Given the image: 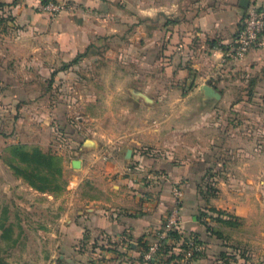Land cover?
Instances as JSON below:
<instances>
[{
	"label": "crops",
	"instance_id": "crops-1",
	"mask_svg": "<svg viewBox=\"0 0 264 264\" xmlns=\"http://www.w3.org/2000/svg\"><path fill=\"white\" fill-rule=\"evenodd\" d=\"M72 1L73 6L52 21L37 23L32 15L30 22L23 23L26 29L42 33L33 56L14 54L20 45L5 35L9 49L4 60L10 61L2 70L18 76L12 68L14 60L33 63L35 75L54 70L53 65L73 60L93 37L115 30L110 13L104 25L92 23V14L100 8H84L85 0ZM241 1L140 0V30L149 19L156 25L155 83L148 72L134 75L135 85L117 81L113 94L127 90L129 100L121 104L114 98L109 108L123 113H114L107 128L98 124V134L75 135L81 166L58 199L51 194L53 201L45 203L49 206L41 231L48 245L47 264H141V255L174 204L176 184L185 191L178 233L200 236L207 245L205 254L189 260L190 264H209L217 252L206 225L212 223V207L224 210V218L227 213L238 217L235 228L221 224V242L226 244L220 246L218 264H227L233 252V264H264V111L257 114L264 107V49L253 48L244 59L221 65L224 45L240 29L247 10ZM252 1L264 6V0H248ZM9 7L16 14L23 10L15 3ZM41 45L51 49L39 52ZM59 69L62 75L67 71ZM231 73L251 76V85L239 89L243 94L250 90L253 98L251 103L241 98L230 107L253 111L250 118L237 119L235 124L222 114L229 106L212 102L205 89L211 85L222 95L219 87L225 74ZM198 95L203 101L196 100ZM61 103L58 109L64 110ZM158 110L170 114L156 119L153 111ZM216 110L219 116L213 117ZM184 111L187 118H181ZM67 116L55 115L62 122ZM36 143L45 148L44 141ZM209 174L217 180L218 197L201 192ZM232 237L241 247L227 245Z\"/></svg>",
	"mask_w": 264,
	"mask_h": 264
},
{
	"label": "rangeland",
	"instance_id": "rangeland-1",
	"mask_svg": "<svg viewBox=\"0 0 264 264\" xmlns=\"http://www.w3.org/2000/svg\"><path fill=\"white\" fill-rule=\"evenodd\" d=\"M45 1L48 0H0V17L2 18H0V255L9 264H47L49 254L45 249L48 245L45 244L41 231L46 215L45 208L49 206L45 203L48 199H52L49 196L51 194L58 199L57 197L69 182L68 178L79 168L72 163V160L78 157L75 135L80 134L84 137L98 134L100 130L98 124L107 128L109 118L114 113L116 115L123 113V110H110L109 108L111 103L113 107L114 98L121 104L127 98L129 100L127 90L124 92L122 90L120 94H113L117 81H125L126 85H135L134 80L138 78L134 75H139V72H148L152 76L149 80H152L154 84L155 73L159 69L156 66L158 47L155 21L149 19L144 23L143 30H140V0H93L96 4H89V0H85L82 5L84 8L92 5L100 8L99 13L92 14V23L98 21L104 25L108 17L107 13H110V18L115 22V30H105L104 34L93 37L88 46L78 51L76 55L80 54L78 60L66 62L69 65L63 62L57 63L52 67L54 70L37 72L38 75H35L33 63L22 60L16 63L14 60L12 68H15L14 72L18 76H13L10 71H3L4 65L9 66L10 61V59L6 62L4 60L7 58L4 53L9 49L7 42L4 41L5 35L13 37V42L20 45L19 52L13 51L14 54L33 56L35 54L34 45L41 41L42 33L38 30L34 33L26 29L23 23L30 22L32 15L37 23L52 21L74 4L72 0H63L66 8L52 15L43 8L47 3ZM9 3L22 6V12L16 14L13 8L9 7ZM49 49L51 47L44 48L41 45L39 52ZM8 53L11 54L12 51ZM59 67L61 70H67L64 71V75L59 73ZM125 74L129 77L126 78ZM225 75L222 87H219L223 94L219 98L212 96L211 101L229 106L228 109L222 111V114L224 113V117L231 124H235L237 119L250 118L253 112L249 110L244 113L230 108L234 107L236 102L241 101V98L248 103L252 102L251 91L247 90V93L243 94L239 89V87L251 85V76L242 77L241 74L235 73ZM149 93L151 94L152 91L149 90ZM15 99L18 101L15 102ZM196 100L203 101L202 97L199 99V95ZM59 101L63 103L61 107L65 105L64 110L58 109ZM263 109L262 104L257 114H262ZM59 112L61 115H68L64 118V122H62L63 119L55 117ZM185 112L181 118L189 116ZM217 113H220L219 110L215 111L213 117L219 116ZM162 114L165 116V114H170V111H153L156 119L163 117ZM92 116L96 118L92 119ZM18 137L19 140L14 139ZM36 140L44 141L45 148L37 144ZM12 144H20L27 149L39 147L55 155L58 164L62 167V174H58L55 183L62 186V189L51 192L32 186L12 166L15 164L28 167L12 152ZM38 172L48 173L45 168L39 169ZM212 176L213 174H209L205 179L209 182L205 186L201 185V190H205L202 194L204 193L209 198L218 197L220 194L217 180ZM39 183L43 184V182ZM58 210L56 208L54 211ZM221 210L218 207L210 208L213 229L211 240L217 252L209 264H218L221 260L220 246L226 244L221 242L224 235L223 228H221V224L224 223L218 220L219 217H223ZM232 219L235 218L232 217ZM235 227L236 225H232V228ZM219 232L223 235L219 236ZM190 237H194L195 241L202 246L201 250L195 251L192 255L188 254ZM172 241L169 242V251L166 249L167 253L165 252V256L158 264H190L189 260L202 257L207 249L205 240L192 234L183 235V237L175 235V240ZM179 245L181 248L174 250V247H179ZM227 245L232 248L241 247L236 244L233 237ZM179 254L182 255L179 259L172 256ZM57 257L58 255L55 256ZM235 262L236 255L233 252L228 255L227 264Z\"/></svg>",
	"mask_w": 264,
	"mask_h": 264
},
{
	"label": "built area",
	"instance_id": "built-area-1",
	"mask_svg": "<svg viewBox=\"0 0 264 264\" xmlns=\"http://www.w3.org/2000/svg\"><path fill=\"white\" fill-rule=\"evenodd\" d=\"M43 8L52 15H56L66 8V4L63 0H52L48 1ZM253 48L264 49V6L252 1L247 6L240 29L224 49L221 65L229 60L244 59ZM174 195V204L168 212L164 224L155 230L148 249L143 253L142 264L161 262L165 256V246L171 240H175V232L181 231L183 225L181 206L185 196L181 184L174 186ZM195 240L194 237H190L188 240L189 255L202 249V246ZM179 249V247H174V250Z\"/></svg>",
	"mask_w": 264,
	"mask_h": 264
},
{
	"label": "trees",
	"instance_id": "trees-1",
	"mask_svg": "<svg viewBox=\"0 0 264 264\" xmlns=\"http://www.w3.org/2000/svg\"><path fill=\"white\" fill-rule=\"evenodd\" d=\"M50 1V0H48ZM45 1V2H48ZM1 18V17H0ZM2 19V18H1ZM226 48V45H224V49ZM79 56H76L73 61H76L79 59ZM69 65V64H67ZM11 150L12 152L18 157L19 160H21L22 162L26 163L28 165V167H20L18 165L13 164L12 166L15 168V170L21 174L25 179H27L29 181V183L34 186L35 188L42 190V191H57L59 189H62V186H60L58 183H55L58 174H62V167L58 164L57 162V157L51 153L45 152L43 151L41 148L39 147H34L32 149H27L25 148L23 145L20 144H12L11 145ZM41 168H45L47 169L48 173L46 174H41L39 173V169ZM39 182H43V184L39 183ZM205 191V190H201ZM204 194V193H203ZM205 195V194H204ZM223 212V214H225L224 210H221ZM205 214V213H204ZM228 214V218H224V217H219L218 220H220L221 222L227 224V225H236L237 221H236V215H232V214ZM232 217H234L235 219H232ZM204 223H206L205 221H203ZM208 229L212 232V226L209 225L208 223H206ZM219 236H222L223 233L219 232L218 233ZM175 235L177 237H180V235L178 234V232H175ZM170 244H167L165 246V252L167 253V251H169L168 249H170L169 247ZM168 246V247H167ZM149 247V245H147L146 249L147 250ZM167 247V248H166ZM179 248L180 245H179ZM167 249V251H166ZM176 254V253H173ZM175 256V258L179 259L180 257H182V255H172ZM142 257L143 254L141 255V260L142 261ZM0 264H9L1 255H0Z\"/></svg>",
	"mask_w": 264,
	"mask_h": 264
},
{
	"label": "water",
	"instance_id": "water-1",
	"mask_svg": "<svg viewBox=\"0 0 264 264\" xmlns=\"http://www.w3.org/2000/svg\"><path fill=\"white\" fill-rule=\"evenodd\" d=\"M243 5L248 6L249 2L248 0H242L241 1ZM206 92L211 95V96H215L216 98H219L221 96L220 92L217 91L213 86L211 85H206L205 86ZM73 165H75L76 167H80L81 166V160L76 158L73 160Z\"/></svg>",
	"mask_w": 264,
	"mask_h": 264
}]
</instances>
